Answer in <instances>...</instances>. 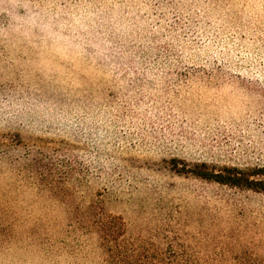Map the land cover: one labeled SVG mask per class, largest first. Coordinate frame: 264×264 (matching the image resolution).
<instances>
[{
	"label": "rangeland",
	"instance_id": "rangeland-1",
	"mask_svg": "<svg viewBox=\"0 0 264 264\" xmlns=\"http://www.w3.org/2000/svg\"><path fill=\"white\" fill-rule=\"evenodd\" d=\"M264 0H0V264H264ZM89 213V212H88Z\"/></svg>",
	"mask_w": 264,
	"mask_h": 264
},
{
	"label": "trees",
	"instance_id": "trees-1",
	"mask_svg": "<svg viewBox=\"0 0 264 264\" xmlns=\"http://www.w3.org/2000/svg\"><path fill=\"white\" fill-rule=\"evenodd\" d=\"M197 176L202 177L204 179L214 180L221 184H227L232 186L244 187L248 189H253L256 191L264 192V180H254L250 177V175L246 172H242L237 170L236 168H225L224 171L219 173H195ZM89 212V213H88ZM86 213L84 209H82L78 214V219L84 220L87 222L90 219L96 223V226L100 228V231L104 234L101 236V241L103 242V247L106 248L107 253L104 258L105 264H129L128 258L123 256L122 254L114 251L112 249L114 246L112 243L115 240V231H104L102 226L104 225L105 221L109 217L104 216L103 213H92L90 210Z\"/></svg>",
	"mask_w": 264,
	"mask_h": 264
}]
</instances>
